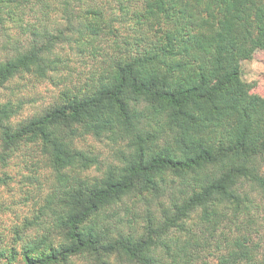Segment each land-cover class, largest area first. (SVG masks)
<instances>
[{
  "label": "clouds",
  "instance_id": "9594fccd",
  "mask_svg": "<svg viewBox=\"0 0 264 264\" xmlns=\"http://www.w3.org/2000/svg\"><path fill=\"white\" fill-rule=\"evenodd\" d=\"M0 30L51 41L0 61V264L129 231L155 264H264V0H0Z\"/></svg>",
  "mask_w": 264,
  "mask_h": 264
},
{
  "label": "trees",
  "instance_id": "16d2710c",
  "mask_svg": "<svg viewBox=\"0 0 264 264\" xmlns=\"http://www.w3.org/2000/svg\"><path fill=\"white\" fill-rule=\"evenodd\" d=\"M217 25L220 28V32L217 33V37H223L224 34L228 33L231 30L232 20L228 17H221L217 21ZM6 37L5 41H10V39L4 34L2 30H0V35ZM35 35L37 33H34ZM42 35V34H41ZM51 44V41L47 37L46 34L42 35L40 38H32L28 43V46L24 49L19 48L20 46L16 45L14 51L12 53L2 54L0 52V61H3V64L8 67H14L15 64L21 62L22 58H27L28 56H32L36 53L46 50ZM195 46H200L197 43ZM8 78V72L6 68H0V86L5 84V81ZM194 84L198 87L199 86V76H197ZM227 85H223L226 87ZM221 89H216V92L221 91ZM193 98L196 101H201L204 98L196 96L195 92L192 93ZM180 99V97H177ZM167 103V99L164 100ZM0 111H3V106H0ZM212 113L216 114V109H211ZM6 147V146H5ZM150 215V214H146ZM92 242V250L96 253L98 257V263L104 264L103 260L100 257L103 254H107L116 250L117 248L123 251L128 252L133 257V264H155V261L146 255L145 251L134 241L131 237V232L127 234L121 233L120 239L117 241L110 240L107 236L96 233L94 236L88 237Z\"/></svg>",
  "mask_w": 264,
  "mask_h": 264
},
{
  "label": "rangeland",
  "instance_id": "374dc122",
  "mask_svg": "<svg viewBox=\"0 0 264 264\" xmlns=\"http://www.w3.org/2000/svg\"><path fill=\"white\" fill-rule=\"evenodd\" d=\"M36 33L35 31H30L28 33V39L25 40H21V39H17L15 41H5L6 37L3 36L2 34L0 35V52L2 54H7V53H12L14 51V48L16 45L20 46L19 48L24 49L28 46V43L30 42V40L32 38H40L42 37L41 34H34ZM21 36L24 35L23 31L20 33ZM3 86H0V88H3ZM130 232V231H129ZM98 264H102V263H98Z\"/></svg>",
  "mask_w": 264,
  "mask_h": 264
}]
</instances>
